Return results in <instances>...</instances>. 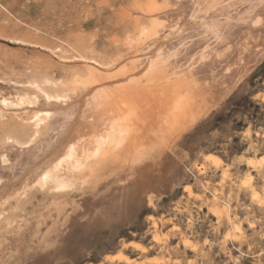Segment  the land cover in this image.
<instances>
[{
    "label": "rangeland",
    "instance_id": "374dc122",
    "mask_svg": "<svg viewBox=\"0 0 264 264\" xmlns=\"http://www.w3.org/2000/svg\"><path fill=\"white\" fill-rule=\"evenodd\" d=\"M246 2L196 60L193 0H0V157L38 141L48 98L75 105L85 147L123 132L58 183L0 176V264H264V0ZM163 40L168 80L141 68Z\"/></svg>",
    "mask_w": 264,
    "mask_h": 264
},
{
    "label": "bare ground",
    "instance_id": "6f19581e",
    "mask_svg": "<svg viewBox=\"0 0 264 264\" xmlns=\"http://www.w3.org/2000/svg\"><path fill=\"white\" fill-rule=\"evenodd\" d=\"M225 1L227 2L228 0H193L194 11H192L193 14L191 19H188L187 23L189 26H194V29L202 25H207L203 26L205 29H202L203 31L199 33V39L205 36L207 31L210 32L208 41H205V45H202L206 46V48L196 49V60H198L199 56L201 57L204 55L206 51L208 52L213 48L212 45L219 38V34L226 31L229 27L234 26L237 22L242 21L240 19L242 18L241 12L248 14L246 15L248 18L253 14L254 9H251L250 4H248L246 0H238L239 3L232 8L233 10L227 9V6H224ZM212 2L214 3L212 7V9H215L214 14L205 13L201 15V10L209 6ZM208 9L210 8L208 7ZM218 13H222L221 16H223L215 18ZM181 30L182 27L178 28L173 34H170V36L178 35ZM183 39H185L186 42L187 39L181 37H179L178 41L181 42ZM184 45L185 44H181L180 48L184 47ZM170 46L167 45V40H163L159 46L154 49H148L151 55V61L148 64H143L141 68H144L149 75H155V72L162 75L168 74L169 76L164 77L165 80H168L167 78L170 77L176 78L177 74H173L171 69H179L180 65L176 60H178L180 53L176 54L177 56L171 54L169 51ZM197 50H199L200 53ZM93 90V88L89 89L83 98L79 99V101H75L78 104L81 103L82 100L81 112L86 111L87 113L89 111L92 103ZM33 91L37 93V91L41 92V89L38 86H34ZM48 99L55 102H50L45 108H36V112L32 115L35 135L37 137L39 136L38 141L34 143L32 141L33 144L20 147L19 154L14 156L11 148L15 144L5 147L2 152V156L0 157V176L4 175L7 177L4 188L10 187L14 183L24 179L33 168H36L35 172L39 173V179L43 180V182L51 181L58 183L60 178H62L68 170L80 171L84 168L87 161L96 158L108 142H114L116 144H118L119 140L120 143L122 142L123 132L113 141V139L110 138V133H113V131L107 130L103 137H97L92 145L85 147L84 142L78 140L80 138L78 130H76L77 118L69 112L73 109L71 106L75 105L73 103L68 104L70 100L64 96ZM107 127L114 129L113 124H105V129H107ZM213 161L219 162L220 159L212 154L205 157V162ZM246 162L248 165L252 163L248 160H246ZM150 220H153V217H150ZM124 246L126 247V245ZM184 246L193 248L187 241L184 243ZM129 247L134 248V250L138 252H145V249L141 245L130 243ZM108 259L109 261L111 260L110 258ZM112 260H119V262L123 261V263L133 262L129 258L121 255L112 257Z\"/></svg>",
    "mask_w": 264,
    "mask_h": 264
}]
</instances>
